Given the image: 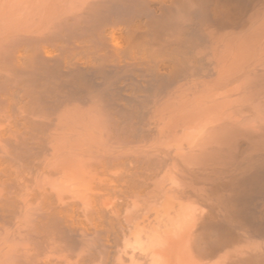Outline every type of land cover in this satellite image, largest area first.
<instances>
[{
	"label": "bare ground",
	"instance_id": "6f19581e",
	"mask_svg": "<svg viewBox=\"0 0 264 264\" xmlns=\"http://www.w3.org/2000/svg\"><path fill=\"white\" fill-rule=\"evenodd\" d=\"M7 1L0 264H264V0Z\"/></svg>",
	"mask_w": 264,
	"mask_h": 264
},
{
	"label": "rangeland",
	"instance_id": "374dc122",
	"mask_svg": "<svg viewBox=\"0 0 264 264\" xmlns=\"http://www.w3.org/2000/svg\"><path fill=\"white\" fill-rule=\"evenodd\" d=\"M7 2V0H0V45L4 42V37L7 35L6 32H8L7 29L11 27L9 25L15 22V18L12 17V8ZM9 17H11V20ZM11 21L13 22L11 23Z\"/></svg>",
	"mask_w": 264,
	"mask_h": 264
}]
</instances>
